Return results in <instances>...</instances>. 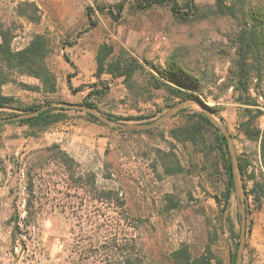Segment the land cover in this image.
Masks as SVG:
<instances>
[{"label":"rangeland","instance_id":"374dc122","mask_svg":"<svg viewBox=\"0 0 264 264\" xmlns=\"http://www.w3.org/2000/svg\"><path fill=\"white\" fill-rule=\"evenodd\" d=\"M20 1L23 0H0V27L11 30L15 49L26 46L36 33L51 38L53 51L46 61L57 74L58 86L57 92L46 95L52 103H84L92 85L98 81L96 53L104 42L114 46L115 54L126 50L141 60L163 62L171 48L188 41L194 47H189L187 60L196 71L209 64L222 79L228 67L219 57L208 54L210 40L220 38V32L211 27L205 35L206 23L188 26L178 22L170 3L140 8L137 0H31L39 8V20L35 22L16 13ZM195 1L203 7L214 4V0ZM119 2L125 8L121 19L116 21L110 10H116L114 4ZM88 12L96 23L87 29ZM70 41L74 44H68ZM68 74H72V88ZM14 76L28 83L39 82L28 75ZM101 78L111 76L103 74ZM3 92L22 104H38L45 98L44 94L23 89L14 82L4 85ZM203 100L222 107L224 123L215 117L236 135L233 139L236 155L255 148L253 142L237 133L238 105L230 90L218 99L210 95ZM90 101L107 116L157 115L119 121L126 124L154 121L171 109L163 106L161 90L135 95L122 79L112 82L105 95H94ZM189 107L201 110L195 104ZM70 109L66 120L36 135L24 124L0 121V174L2 186L10 187L4 189L0 198L1 212L8 209V215L17 218L18 204L23 198L20 191L23 185L27 187L26 221L13 226V243L21 241L25 248L19 264H168L171 251L182 242L202 249L207 218L219 228L216 250L228 259L232 240L220 228L221 206L214 198L224 188L222 172L215 167L203 173L202 164L192 175L188 171L170 174L164 169V160L174 162L166 152L173 151L186 168L195 155L191 144L177 143L169 135V129L181 122L179 116L170 117L151 133L144 132L145 129L121 132L118 127L93 121L86 113L77 111L78 108ZM12 112L23 114L12 108H0V119L10 117ZM260 125L264 126V113ZM53 143L60 144L79 162L76 176L93 172L95 185L86 180L82 185L77 183L58 160L41 161L37 150ZM196 158L202 163L200 155L196 154ZM20 168H24L25 176L20 175ZM101 190L114 193L99 198ZM170 193L175 194L180 206L168 211ZM5 202L10 206L4 205ZM229 212L241 223L236 190ZM247 223V243L249 234L254 235L251 242H260L264 238V204L250 214ZM242 264H264V247L260 255H253L245 247Z\"/></svg>","mask_w":264,"mask_h":264},{"label":"trees","instance_id":"16d2710c","mask_svg":"<svg viewBox=\"0 0 264 264\" xmlns=\"http://www.w3.org/2000/svg\"><path fill=\"white\" fill-rule=\"evenodd\" d=\"M171 4V10L176 20L185 25H199L206 23L205 35L209 34L211 27L220 32V38L210 40L208 54L219 57L228 64L226 72L221 79L214 66L207 65L203 70L196 71L188 62L189 47L192 42H180L171 48L163 62L152 61L148 58L141 60L131 56L126 50L115 54L112 44L101 43L96 53V76L98 81L92 85L84 103L98 108L97 104L90 101L94 95H105L111 83L122 79L128 90L135 95H142L149 90H161L163 92V106L172 108L175 104L186 99H198L212 95L218 99L230 90V96L238 105V119L236 130L246 140L255 144L252 150H244L237 153L239 170L245 194V209L247 219L256 209L260 210L264 204V126L260 125L263 110L260 107L255 94L264 93V0H214V4L203 7L195 0H185L182 4L178 0H137L140 8L152 7L155 4ZM116 10H110L113 19L119 21L125 8L123 2L114 4ZM38 5L35 1L23 0L16 6V13L31 21H38ZM89 15V26L95 25V20ZM205 37V36H204ZM13 34L9 28L0 27V108H12L23 113H31L52 103L47 94L57 92V74L47 64V57L53 51L51 38L45 33H36L28 44L20 49L12 46ZM213 39V38H211ZM209 40V38L207 39ZM68 44L73 45L70 41ZM68 59V55L65 54ZM28 75L39 80L38 83H28L14 75ZM103 74L111 78H101ZM71 75L68 74V84L72 88ZM143 76L137 78V76ZM145 75V76H144ZM221 79V80H220ZM11 82L17 83L23 89H29L44 94L41 103L22 104L13 95L3 92V86ZM208 109L224 123L221 115L222 107L216 103L209 105ZM68 107L51 106L41 109L36 115L12 120L32 129L34 135L51 125L68 118ZM93 121L103 122L98 117L81 109ZM12 112L9 116L18 115ZM114 120L124 121L141 119L151 116L108 115ZM180 117L181 122L169 129V135L183 145L191 144L195 149V155L190 160L188 168L182 165L173 151L166 152L171 155L173 163L163 161L167 173L175 174L188 171L189 174L198 172L200 164L202 171L209 168H217L224 176V188L221 195L214 198L219 206L223 220L220 228L228 233L232 240L226 259L215 245L220 238L219 228L211 218L206 219V236L204 246L197 250L188 242H182L171 251L168 264H235L237 249L240 239L241 223L236 222L229 212L231 199L235 193V177L232 156L228 140L223 131L213 123L202 110H192L189 106L181 108L173 117ZM148 119L145 123H151ZM2 122H0V125ZM156 128L145 129L151 133ZM121 132H137L131 129L120 128ZM233 139L236 135L232 133ZM196 154L202 158L200 163ZM37 156L41 161L58 160L66 168L69 175L79 184L86 180L90 185H95V174H78L80 164L76 159L64 150L60 144L53 143L37 150ZM216 157V160L214 159ZM112 190H101L99 198L109 197ZM168 211L180 206L175 194H167ZM249 223H247V228ZM249 228L247 229V234ZM247 241L245 247H247ZM132 256V255H131ZM129 261L132 258L128 259Z\"/></svg>","mask_w":264,"mask_h":264},{"label":"water","instance_id":"95a60500","mask_svg":"<svg viewBox=\"0 0 264 264\" xmlns=\"http://www.w3.org/2000/svg\"><path fill=\"white\" fill-rule=\"evenodd\" d=\"M191 104L198 105L202 111L205 112V114L209 117V119L215 123L225 134L229 148H230V153L232 156V162H233V170H234V177H235V185H236V195L239 201V210L241 213V231H240V242H239V247L237 251V258L235 264H242L243 262V252L245 249V244H246V225H247V217H246V209H245V197L243 193V187L241 183V175H240V170H239V163L237 159V155L234 150V145H233V137L232 134L229 132L228 128L219 120L216 119L215 115L208 109V107L205 105L204 101L198 100V99H186L183 101L178 102L175 104L171 109H169L167 112H165L162 116L157 118L151 123H144V124H126L119 122L117 120L112 119L111 117L102 114L98 109H96L92 105L88 104H81V103H68V102H55L51 103L49 105L44 106L41 109L48 108L51 106H63V107H69V108H78L81 110H84L86 112L91 113L92 115L98 117L101 119L103 122L110 124L111 126L122 128V129H148V128H153L156 127L160 124H162L164 121L175 115L181 108L189 106ZM41 109H38L34 112L31 113H23V114H18L15 116H10V117H5L1 118L0 121H10V120H18L21 118L29 117L32 115H36Z\"/></svg>","mask_w":264,"mask_h":264},{"label":"built area","instance_id":"2783aa9c","mask_svg":"<svg viewBox=\"0 0 264 264\" xmlns=\"http://www.w3.org/2000/svg\"><path fill=\"white\" fill-rule=\"evenodd\" d=\"M257 101L262 109L264 104V94H255ZM20 175L25 176L24 168H20ZM2 176L0 174V198L3 194L5 188H10L9 185L2 186ZM27 187L25 185L21 188L22 200L18 204V216L14 218L13 215H6L0 218V264H19L21 259L24 256L25 248L22 245L21 241H18L16 244L12 241V236L14 233L13 226L16 223L17 226L22 225L26 221L27 209L26 195ZM4 205L7 207L10 206L9 202H5ZM23 237V235H22ZM25 238V237H23Z\"/></svg>","mask_w":264,"mask_h":264},{"label":"crops","instance_id":"0c3cea01","mask_svg":"<svg viewBox=\"0 0 264 264\" xmlns=\"http://www.w3.org/2000/svg\"><path fill=\"white\" fill-rule=\"evenodd\" d=\"M6 212L2 213L1 211V207H0V218L3 217V215H8L9 210L5 209ZM264 235V234H263ZM254 235L253 234H249L248 235V244H247V249L250 250L251 252H253V255H260V252L262 251L263 247H264V238L260 240V242H251L252 241V237ZM255 249H258V252H254Z\"/></svg>","mask_w":264,"mask_h":264}]
</instances>
